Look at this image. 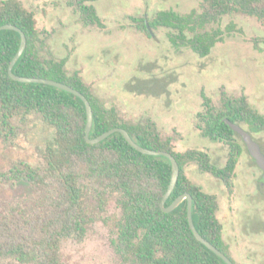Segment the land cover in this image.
Returning a JSON list of instances; mask_svg holds the SVG:
<instances>
[{
  "label": "trees",
  "instance_id": "16d2710c",
  "mask_svg": "<svg viewBox=\"0 0 264 264\" xmlns=\"http://www.w3.org/2000/svg\"><path fill=\"white\" fill-rule=\"evenodd\" d=\"M98 0H67L84 26L105 28L93 3ZM242 14L264 21V0H200L198 9L189 13L161 10L147 23L137 22L149 34L153 29L168 30L172 46L190 49L201 58L211 55L219 42L234 33H242L236 23L225 27V17ZM15 25L27 37V49L16 64L14 73L21 77L44 78L64 83L83 93L93 108L90 137L123 128L140 146L171 153L180 166L179 181L166 203L190 194L193 219L199 233L235 264L223 238V225L218 219L219 201L193 183L185 173L189 164H197L201 173H209L232 187L243 147L238 135L224 119L248 127L251 133H264V115L245 94H220V105L202 93L204 110L199 113L201 134L230 147L224 167L212 162L202 150H176L171 137L164 138L155 125L127 121L114 106L108 107L88 85L81 73H70L68 59L48 58L47 31L38 28L34 13L18 0L0 3V27ZM21 35L16 31L0 33V124L13 129V120L21 114L35 113L56 130L55 142L45 154L46 167L19 163L0 172V184H31L42 187L44 194L30 212L21 206L0 213V258H16L26 264H64L61 242H82L88 226L102 219L110 193H118L122 218L117 223L115 250L130 264H227L200 243L188 221V201L175 211L165 213L161 203L171 178V161L162 156L144 155L132 148L120 133L91 145L86 141L87 112L84 102L75 95L43 84L14 81L9 66L19 51ZM91 195L96 206L87 203Z\"/></svg>",
  "mask_w": 264,
  "mask_h": 264
},
{
  "label": "rangeland",
  "instance_id": "374dc122",
  "mask_svg": "<svg viewBox=\"0 0 264 264\" xmlns=\"http://www.w3.org/2000/svg\"><path fill=\"white\" fill-rule=\"evenodd\" d=\"M7 0H0V3ZM32 13L38 28L49 33L48 58H67L66 69L79 71L84 81L108 107L114 106L127 121L155 125L164 137H171L177 151L202 150L212 162L224 167L230 147L201 134L198 115L204 110L202 93L220 105V94H245L264 115V21L242 14L225 17L223 26L234 22L242 33L227 36L210 56L201 58L190 49H175L168 30L152 29L147 34L137 22L149 23L161 10L189 13L200 0H98L94 4L105 28L84 26L67 0H18ZM248 132L247 126H242ZM251 133V132H250ZM264 152V133H251ZM56 130L35 114H21L13 129L0 124V172L19 163L46 167L45 154L55 142ZM243 147L231 188L197 164L185 173L206 192L217 196L218 219L223 238L237 264H264L263 171ZM44 194L31 184H0V213L21 206L28 212ZM91 209L95 199L89 195ZM122 218L120 196L110 193L102 219L88 226L82 242L64 239V264H130L115 250L117 223ZM0 264H26L16 258H0Z\"/></svg>",
  "mask_w": 264,
  "mask_h": 264
},
{
  "label": "water",
  "instance_id": "95a60500",
  "mask_svg": "<svg viewBox=\"0 0 264 264\" xmlns=\"http://www.w3.org/2000/svg\"><path fill=\"white\" fill-rule=\"evenodd\" d=\"M148 29H149L150 34L152 36H154L150 26H148ZM5 30L16 31L21 35V45H20L19 51L17 52L16 56L14 57L12 63L9 66V74H10L11 78L14 81H17L20 83H27V84L34 83V84H43V85L56 87L58 89L69 92V93L75 95L76 97H79L84 102L85 107H86V112H87L86 141L89 144L97 145V144L105 141L109 137H111L113 134L120 133L124 136V138L129 143V145L132 148H134L135 150H137L138 152H140L144 155H148V156H162V157L168 158L172 164V178H171V182H170L168 191L162 200L161 209L165 213H171V212L175 211L184 201L187 200L188 201V221H189L190 228L193 231L197 240L200 243H202L203 245H205L209 250L214 252L218 257L223 259L227 264H235L225 253H223L221 250H219L211 242L206 240L197 230L195 223H194V219H193V198L190 194H184V195L180 196L179 198H177L170 206H168V207L166 206V203L169 200V198L171 197V195H172V193H173V191H174V189H175V187L179 181V178H180L181 170H180V166H179L177 159L171 153H168L165 151L150 150V149H147V148L140 146L138 143H136L134 141V139L130 136L128 131H126L123 128L112 129V130L104 133L103 135L92 139L90 137V134H91L92 128H93V108H92L89 100L86 98V96L83 93H81L80 91L72 88L71 86L66 85L64 83H61V82H58V81H54V80H50V79H44V78L21 77V76L16 75L14 73V68H15L16 64L18 63V61L20 60V58L22 57V55L24 54V52L26 51L28 41H27L26 34L19 27L15 26V25H3L0 27V33L2 31H5ZM224 121H226L228 123V125L231 127V129L235 133H237L238 135L241 136L244 144L246 145V148H247L249 154L255 160L257 165L260 167V169L264 173V152L262 151L260 144L258 142H256L254 140L252 134L250 132H248L247 130H245L241 125L232 122L228 118L224 119ZM262 182L264 183V175L262 178Z\"/></svg>",
  "mask_w": 264,
  "mask_h": 264
}]
</instances>
